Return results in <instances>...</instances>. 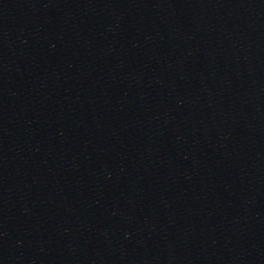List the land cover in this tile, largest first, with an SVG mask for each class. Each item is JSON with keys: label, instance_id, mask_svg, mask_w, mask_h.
<instances>
[{"label": "water", "instance_id": "95a60500", "mask_svg": "<svg viewBox=\"0 0 264 264\" xmlns=\"http://www.w3.org/2000/svg\"><path fill=\"white\" fill-rule=\"evenodd\" d=\"M0 264H264V0H0Z\"/></svg>", "mask_w": 264, "mask_h": 264}]
</instances>
